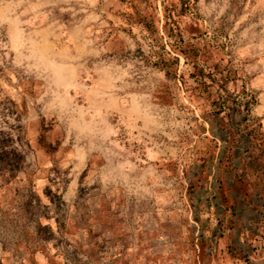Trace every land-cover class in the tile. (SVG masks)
Masks as SVG:
<instances>
[{"label": "rangeland", "instance_id": "374dc122", "mask_svg": "<svg viewBox=\"0 0 264 264\" xmlns=\"http://www.w3.org/2000/svg\"><path fill=\"white\" fill-rule=\"evenodd\" d=\"M0 142L2 264H264V0H0Z\"/></svg>", "mask_w": 264, "mask_h": 264}, {"label": "trees", "instance_id": "16d2710c", "mask_svg": "<svg viewBox=\"0 0 264 264\" xmlns=\"http://www.w3.org/2000/svg\"><path fill=\"white\" fill-rule=\"evenodd\" d=\"M4 147H5L4 142H0V175L3 174V172L5 171L14 173L18 171L21 167V161L18 158V153H16L15 151L13 152L15 153V155H17V158L9 162L3 160V154L5 152ZM3 250H6V244H5V241L0 237V264H2L1 252Z\"/></svg>", "mask_w": 264, "mask_h": 264}]
</instances>
